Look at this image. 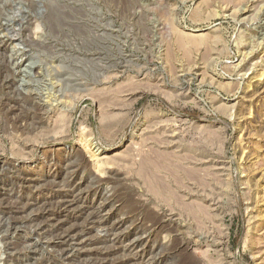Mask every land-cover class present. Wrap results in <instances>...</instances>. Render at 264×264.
I'll return each mask as SVG.
<instances>
[{
	"label": "rangeland",
	"instance_id": "rangeland-1",
	"mask_svg": "<svg viewBox=\"0 0 264 264\" xmlns=\"http://www.w3.org/2000/svg\"><path fill=\"white\" fill-rule=\"evenodd\" d=\"M0 264H264V0H0Z\"/></svg>",
	"mask_w": 264,
	"mask_h": 264
},
{
	"label": "bare ground",
	"instance_id": "bare-ground-1",
	"mask_svg": "<svg viewBox=\"0 0 264 264\" xmlns=\"http://www.w3.org/2000/svg\"><path fill=\"white\" fill-rule=\"evenodd\" d=\"M157 192V191H156ZM184 204V203H183ZM194 210V209H193ZM150 227V226H149ZM7 245V244H6ZM185 251V250H184Z\"/></svg>",
	"mask_w": 264,
	"mask_h": 264
}]
</instances>
